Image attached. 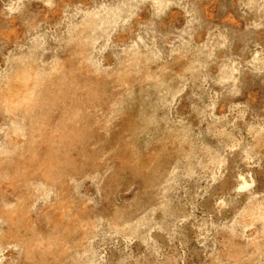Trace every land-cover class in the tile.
<instances>
[{"label": "rangeland", "instance_id": "1", "mask_svg": "<svg viewBox=\"0 0 264 264\" xmlns=\"http://www.w3.org/2000/svg\"><path fill=\"white\" fill-rule=\"evenodd\" d=\"M0 264H264V0H0Z\"/></svg>", "mask_w": 264, "mask_h": 264}]
</instances>
